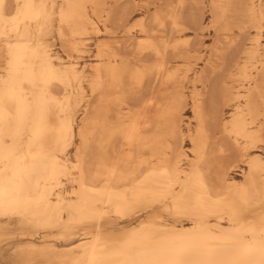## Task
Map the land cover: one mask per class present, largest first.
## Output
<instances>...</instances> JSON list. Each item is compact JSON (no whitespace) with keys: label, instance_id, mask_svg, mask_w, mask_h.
Wrapping results in <instances>:
<instances>
[{"label":"bare ground","instance_id":"1","mask_svg":"<svg viewBox=\"0 0 264 264\" xmlns=\"http://www.w3.org/2000/svg\"><path fill=\"white\" fill-rule=\"evenodd\" d=\"M162 1L152 26L124 30H137L134 62L110 40L83 64L91 34L125 25L133 0H0V254L31 241L11 264H264V0ZM199 2L209 75L235 55L220 87L196 75L192 130L175 85L193 68L165 57L187 58L181 21ZM52 235L62 242H32Z\"/></svg>","mask_w":264,"mask_h":264},{"label":"rangeland","instance_id":"2","mask_svg":"<svg viewBox=\"0 0 264 264\" xmlns=\"http://www.w3.org/2000/svg\"><path fill=\"white\" fill-rule=\"evenodd\" d=\"M141 1V2H140ZM153 0H133V2L131 3L132 4V6H130V9H129V21L125 24V25H121L120 23H117V21L116 20H111V21H114L115 22V24L116 25H121L122 26V28L119 26H117V28L115 27L116 25H114V23L113 24H111V28H110V22L111 21H109V24L107 23V26H108V33H109V31L111 30V29H117V30H112V33H111V31H110V33L108 34L107 32H104L105 31V29L103 28V26L100 24L99 25V29H100V31H101V33H99V34H91V36H90V38L87 40V45H86V47H85V49H84V52L80 55V60H82L83 61V64L85 63V64H90L91 63V61H92V58H93V55H94V52H95V47H96V44H98V42L100 41V42H102V41H105V42H107V43H110V44H112V43H114V44H112V45H114V47L116 48V46H117V44L119 43V46L117 47L118 49H120V53H122V54H124V55H126L125 57L128 59V60H131L132 62H134V58H135V54L133 53V51H131V48H132V43L134 42V41H136V39H134V38H132L133 36H136L137 35V30L136 29H132V33L130 32L129 34L128 33H126L124 30H126L127 28H128V26L129 27H131V26H133L138 20H144L145 21V23H148L147 24V26L149 25V26H152L151 25V21H152V16L155 14V12H159L160 10H161V6H162V8H163V1L162 0H155V2H152ZM140 2V3H139ZM144 2V4H148V6L147 5H142V3ZM191 2V1H190ZM134 3V4H133ZM137 3V4H136ZM151 3V4H150ZM155 3V4H154ZM188 3H189V1H188ZM205 3H206V5H205ZM108 4H109V2H108ZM150 4V5H149ZM192 4H194V3H190V4H187L186 3V5H187V8H185L184 10L186 11V13L187 14H184L183 15V19H182V21H181V23H182V25H183V27H185L184 29L187 31V33H186V31L184 32V36H183V39H186V40H188L189 41V45L187 46V48H184V49H182L180 52H183L182 54L184 55V56H186L187 58L185 59V60H183V59H178L180 56L179 55H181L179 52H176V53H171L170 51H169V53L167 54V56L165 57L166 59H165V61H167V66L171 69V70H175V69H178V70H180V75L181 76H183V74H184V70H185V68H186V65H188L189 67H191V68H193V71L192 72H190V73H188V74H186V81L184 80V81H181L182 83L183 82H185V83H181V82H179V83H177L176 85H175V88L176 89H181L182 87V91L184 92V94H185V97H186V100H187V103H186V107H185V124H188V123H190V128L193 130L194 129V122H193V120H192V114H191V112H190V107H191V100H190V97H191V95H192V93L194 92V91H201L202 92V90H204V88H205V86H206V89L205 90H209L211 87H209L210 85L208 84L209 83V81H210V83H212L213 85H214V87H215V85H219L218 83H221L222 84V82L223 83H225V77H226V75H224L223 73H225V72H228V71H226V70H228L229 69V67H230V63H232V62H229V61H231V60H233L232 59V56L233 55H235V54H232V56L231 57H229V58H231L230 60H229V58H227V61L226 62H228L229 64H226V68H225V66L223 67V68H225V72L224 71H221V72H219V73H212L211 72V76L209 75L210 74V71H209V69L210 68H208L207 67V59H209L210 57H209V54H210V50H209V46L211 45V47L213 46L212 44H214V38H215V35L213 34L214 32L213 31H211V30H208V29H206V28H208V25H209V20H210V15L208 14L209 12V10H208V4H207V2H199V3H197V4H195V6L193 5L192 6ZM138 5H139V7H138ZM189 5V6H188ZM134 6H135V8H134ZM143 6H145V7H143ZM150 6V7H149ZM156 6H160L159 7V9H158V7H156ZM186 7V6H185ZM192 7V8H191ZM199 7H201V8H199ZM133 8V9H132ZM195 8H196V10H195ZM199 8V9H198ZM203 8V9H202ZM207 8V9H206ZM201 9V10H200ZM148 10V11H147ZM198 10V11H197ZM143 11V12H142ZM205 11V12H204ZM147 12H148V14H147ZM152 12V13H151ZM184 12V11H183ZM190 12V13H189ZM193 12H194V14H193ZM131 13V14H130ZM143 13V14H142ZM185 13V12H184ZM199 13V14H198ZM201 13V14H200ZM207 13V14H206ZM145 14V15H144ZM188 14H192V16H196L194 19H195V22H196V27H197V30H196V27H194L195 25L194 24H192L193 25V27L195 28V30H194V28L192 27V26H189V25H191L190 24V21L192 20L189 16H188ZM204 14H206L205 16H204ZM143 16H144V19H143ZM188 16V17H187ZM199 16V17H198ZM204 17V18H203ZM197 18V19H196ZM186 21H185V20ZM189 19H191V20H189V22H187ZM147 20V21H146ZM192 22V21H191ZM192 23H194V22H192ZM203 24V25H201V27L202 28H204L202 31H200V30H198V27H199V24ZM113 25H114V27H113ZM204 26V27H203ZM207 26V27H206ZM113 31H116V32H113ZM118 31V32H117ZM135 31V32H134ZM195 31V32H194ZM121 32V33H120ZM193 32V33H192ZM203 32H204V34H203ZM114 33V36H112L111 34H113ZM116 33V34H115ZM125 33V34H124ZM195 33V34H194ZM234 35H237L238 34V32L236 31V30H234ZM202 34V35H201ZM128 36V37H127ZM185 37V38H184ZM248 36H245V37H243V38H241L240 40H242L241 42H243V40L244 39H246ZM120 39H122V41H120ZM198 39V40H197ZM203 39V40H202ZM97 40V41H96ZM110 40H111V42H110ZM124 40H125V44L126 45H124V47H122L123 45L122 44H124L123 42H124ZM129 40V41H128ZM132 40V41H131ZM199 40H200V42H199ZM201 40H202V42H201ZM56 41V42H55ZM116 41H117V44H116ZM191 41H194V43H192ZM51 42L53 43V50L55 51V52H57L59 55H61L62 57H65L66 56V52H65V47H63V45H62V43L60 42V44H59V41L58 40H56V38H53V39H51ZM129 42V43H128ZM245 43H247V42H245ZM192 44V45H191ZM195 44H197V45H195ZM131 45V46H130ZM206 47H205V46ZM198 47V48H196V47ZM208 46V47H207ZM127 48V49H124V48ZM189 47V48H188ZM195 47V48H194ZM117 48H116V50H117ZM186 49V50H185ZM195 49V50H194ZM196 49H198V50H196ZM211 49V48H210ZM123 50V51H122ZM194 50V51H193ZM207 50V51H206ZM206 51V52H205ZM124 52V53H123ZM125 52H127V53H125ZM186 52V53H185ZM133 53V54H132ZM129 54V55H128ZM132 54V55H131ZM171 54V55H170ZM200 54V55H199ZM173 55V56H172ZM189 55V56H188ZM208 55V56H207ZM75 56V55H74ZM144 56H147V57H144ZM172 56V57H171ZM174 56H175V58H174ZM177 56H178V58H177ZM192 56V57H191ZM198 56H200L199 58H197ZM153 56H151V55H143V56H141L140 57V59H141V61H143L144 63H150V64H152V63H154V61L155 60H151V59H155L154 57L152 58ZM169 57V58H168ZM170 57L172 58V60L170 59ZM190 57V58H189ZM194 57V58H193ZM130 58V59H129ZM144 60H143V59ZM192 58V59H191ZM201 58H202V60H201ZM207 58V59H206ZM168 59H170L171 61H169ZM198 59V60H197ZM206 59V60H205ZM148 60H150V61H148ZM188 60V61H187ZM194 60V61H193ZM147 61V62H146ZM197 63H196V62ZM205 61V63H203ZM169 62V63H168ZM184 62V63H183ZM186 62V63H185ZM147 63V64H148ZM196 63V64H195ZM192 64V65H191ZM204 64H205V66H204ZM178 65H179V68H178ZM197 65V66H196ZM228 66V67H227ZM185 67V68H184ZM207 68H208V70H207ZM183 69V70H182ZM194 69H195V72H194ZM203 70H204V72H205V74L207 75V76H210V77H207V76H204L205 74H204V72H203ZM224 70V69H223ZM230 70V69H229ZM197 71H198V73H197ZM201 71H202V73H201ZM207 71V72H206ZM221 73V74H220ZM201 75L202 74V76L205 78V79H208V81L207 82H205V86L204 85H201V84H193V82H194V80H195V77H196V75ZM213 74L215 75V76H213ZM185 75V74H184ZM220 75V76H219ZM222 76V77H221ZM155 77H154V75H152V76H150V78L147 80V82H149V85H148V83L146 82V84L148 85H146L147 87H150V88H148L146 91H154V89H157V90H159V88H160V85H159V80L157 81L156 80V83H155V79H154ZM193 78V79H192ZM209 78H210V80H209ZM151 80H153V81H151ZM216 80H217V83H216ZM188 81H191V82H188ZM212 81V82H211ZM155 83V84H153V86H154V88H153V86H152V83ZM215 82V83H214ZM186 83H187V87H185L186 86ZM226 83L227 84H230L231 83V81H229L228 79L226 80ZM178 84H182V85H179V86H177ZM212 84H211V86H212ZM221 84H220V86H221ZM209 85V86H208ZM182 86V87H181ZM202 86H204V87H202ZM220 86H218V87H220ZM192 87V88H191ZM195 87V88H194ZM209 87V88H208ZM218 87H216V88H218ZM186 88V89H185ZM151 89H153V90H151ZM205 90L203 91V93L205 92ZM145 94L146 93H143V97L145 96ZM189 94V95H188ZM204 95H205V93H204ZM142 98V97H141ZM186 126V125H185ZM185 134H187V132L185 133ZM188 135V134H187ZM187 135H185V139H184V143H183V146H184V150L186 151V152H190V144H189V142H188V138H187ZM117 143H118V141H116V145H117ZM264 148L261 150V151H258V152H256V153H254V155H258L260 158H262L263 160H264ZM231 154V153H230ZM234 155L233 154H231V157H233ZM229 164V163H228ZM235 164V163H234ZM230 165V164H229ZM232 165V164H231ZM239 165V167L237 168V171L235 172V174H236V179L239 181V180H242L243 179V176H242V170L244 169V166L242 165V164H238ZM53 237V238H52ZM46 238V239H45ZM41 239V240H40ZM44 239V240H43ZM29 242H31V241H23V242H20V243H13V244H6V245H4V247H3V250H2V252H1V254H0V264H11V262H13V261H15V259H16V257H17V254L18 253H16L15 254V252H19V250H21V249H23V248H25V246L27 245V244H29ZM33 243H35V244H37V245H39V246H45V245H48L49 243H55V242H62V241H60V240H58L56 237H54L53 235L52 236H48V237H38V238H36L35 240H33L32 241ZM22 247V248H21ZM16 250H18V251H16ZM11 255V256H10ZM4 256H5V258H4ZM9 256V257H8ZM14 257V258H13ZM13 258V259H12ZM5 260V262H4V260ZM11 259V260H10ZM2 260H3V262H2ZM9 261V262H8ZM11 261V262H10ZM37 263H40V264H43V262L42 261H37V262H35L34 264H37Z\"/></svg>","mask_w":264,"mask_h":264}]
</instances>
